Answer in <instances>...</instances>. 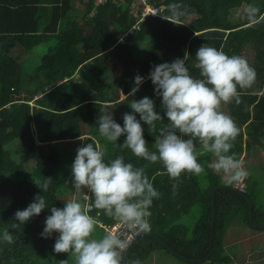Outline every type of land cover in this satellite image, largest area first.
Masks as SVG:
<instances>
[{
    "label": "trees",
    "instance_id": "1",
    "mask_svg": "<svg viewBox=\"0 0 264 264\" xmlns=\"http://www.w3.org/2000/svg\"><path fill=\"white\" fill-rule=\"evenodd\" d=\"M150 1L162 7L160 15L148 17L126 35L137 21L131 8L133 0H87L85 9L75 8L73 0H12L11 5L0 1V234L7 228L15 239L11 245L0 241V264H63L64 260L74 264L69 254L53 251L58 233L44 239L41 232L46 217L51 215L50 207L63 208V202L70 199L64 195H74L71 185L63 184L71 180V173L64 163L65 151L60 149V142L82 135L100 144L106 161L123 156L134 167L146 166V175L160 193L150 208L151 231L133 242L126 264L135 260L146 264L158 249L189 263L208 257L211 264H228L224 247L227 233L264 232V208L250 166L241 189L207 167L213 159L211 154H200L198 161L204 171L199 176L183 175L174 195V182L160 163L151 164L130 150H122L118 145L123 143V136L116 144L99 136L96 121L106 111V101H117L131 113V99L147 96L161 112V100L147 79L152 65L171 63L187 55L190 73L198 78L195 54L205 43L229 56L246 58L256 71L253 88L264 90V20L260 19L264 16V0ZM170 4L187 9L182 25L162 18L170 14ZM251 6L259 9L255 25L247 18ZM239 7H245L243 19L233 17L234 9ZM46 39L56 45L38 53ZM145 39L151 42L140 56L138 45ZM249 46L252 57L245 53ZM77 71L79 78L75 79ZM137 74L146 78L139 92L120 100V91L130 92ZM104 79L114 84V99L107 100L103 93L85 89ZM36 94H41L37 99L40 107L29 104ZM241 99L239 106L234 102L222 106L239 128L231 149L238 160L264 147V95L243 94ZM120 114L115 120L123 126V111ZM166 122V118L158 121L157 130ZM142 126L149 150L155 151L157 132ZM15 141L19 142L18 154ZM61 166H65L63 170ZM46 179L51 183L43 193L34 180ZM37 194L45 196L49 208L18 229H11L15 212L25 209ZM79 198L86 203L82 193ZM89 212L98 219L96 230L103 233L106 231L100 222H114L94 207ZM184 216L191 219L183 220ZM103 233L93 235L98 238Z\"/></svg>",
    "mask_w": 264,
    "mask_h": 264
},
{
    "label": "clouds",
    "instance_id": "2",
    "mask_svg": "<svg viewBox=\"0 0 264 264\" xmlns=\"http://www.w3.org/2000/svg\"><path fill=\"white\" fill-rule=\"evenodd\" d=\"M168 10L170 14L162 18L176 25H182L181 18L188 15L187 9L179 4H170ZM258 13L257 7L248 8L251 25L259 22ZM260 19L264 20V16ZM195 59L198 78L190 73L187 55L171 63L152 65L147 79L151 80L155 96L161 100L163 115L156 110V102L145 96L128 103L132 112L123 114V126L116 122L112 111L100 113L96 121L99 136L106 142L116 144L123 136V143L118 145L122 150H130L132 155L151 164L160 163L174 182V195L183 175L199 176L204 171L198 161L203 153L213 158L207 165L209 169L238 187L236 183L248 173L231 153L239 128L222 106L233 102L239 106L243 94L264 95V90L253 88L256 71L243 56H229L205 43L198 48ZM145 79L137 74L127 97H135ZM165 118L167 122L157 130V122ZM142 124L147 125L151 133L157 132L155 151L147 146ZM79 139L91 140L82 136ZM91 141L77 149L71 165V180L65 182L71 185L74 195L63 202V208L50 207L51 215L45 219L41 237L50 239L58 233L53 251L69 254L74 264H121V254L129 247L126 233L108 231L95 238L96 220L88 214L89 205L81 202L80 194L90 193L91 207L129 231L147 233L151 231L150 208L154 199L160 198V193L146 175V166L134 167L126 163L123 156L106 161L100 144ZM34 182L45 193L51 180ZM45 208H49L45 196L37 194L25 209L15 212L11 229L25 225ZM0 241L14 244L12 231L4 229ZM63 264L68 261L64 260ZM132 264L141 262L135 260Z\"/></svg>",
    "mask_w": 264,
    "mask_h": 264
},
{
    "label": "crops",
    "instance_id": "3",
    "mask_svg": "<svg viewBox=\"0 0 264 264\" xmlns=\"http://www.w3.org/2000/svg\"><path fill=\"white\" fill-rule=\"evenodd\" d=\"M0 1H2L8 5L12 4V0L11 1L0 0ZM73 1H74L73 4H74L75 8L85 9V7H86L85 4L87 3V0H73ZM125 34H126V32H125ZM150 42L151 41H149V39H145L138 45V53L140 56L145 54ZM54 45H56V43L54 41H52L50 39H46L43 43V50L48 49L50 46L54 47ZM73 77L75 79L79 78V71H77ZM88 88H92L90 90H92L93 92H98V94L103 93L102 95H105V97H107L106 98L107 100L114 99V96L116 95L114 84L111 86L110 81L105 80V79L102 81H97V83H95V84L91 83L90 85H87L85 89H88ZM85 89H83V90H85ZM93 92H91V93H93ZM80 93H82V92H80ZM128 93H129V91L126 89L121 90L120 94H119L120 100L124 99ZM40 96H41V94H36L35 97L33 99H31V100L35 101L34 105H32V106L40 107V104H38V100H37ZM31 100L29 101V104H30ZM104 107H105L106 111L108 110V111L113 112L115 119H119V116L122 115V114H120L121 111H123V113H125V108L122 107L121 105H119L117 101L116 102L115 101H106V102H104ZM82 137H85V135H82ZM79 138H72V139L68 138V139L62 140L60 142V149L66 151L67 149L72 148V150L73 151L75 150V153L77 154V149L79 147L83 146L84 144H86L85 143L86 141H81ZM101 149H102V147H101ZM254 233H256V232H249L246 234L237 232V235H236V233H233V232L227 233V235L225 237V246L224 247H225V252H226L227 256L229 257L228 264H264V232H260V234L257 235V237H259V239L261 240V245L258 246V249L252 248V249L248 250V248L250 246H248V247L243 246L242 243H240L243 241V239H245V237H248L249 239H253L255 241L257 237L252 236V234H254ZM175 256H177V255H175ZM177 257H178L180 262H178V263L176 262L175 264H202L204 262L210 263L207 260V257L205 258L204 261L197 262V263H189V262H186V260H183L182 258H180L179 256H177ZM153 259H155V257ZM152 263H154L153 260H152Z\"/></svg>",
    "mask_w": 264,
    "mask_h": 264
},
{
    "label": "rangeland",
    "instance_id": "4",
    "mask_svg": "<svg viewBox=\"0 0 264 264\" xmlns=\"http://www.w3.org/2000/svg\"><path fill=\"white\" fill-rule=\"evenodd\" d=\"M244 9H245V7H239V8L234 9L233 17L234 18L240 17L243 19L244 18ZM42 51H43V47H40L38 50V53H40ZM245 53L249 57H252V53H253L252 47L249 46L246 49ZM34 103H35V101L31 100L30 105H34ZM18 143H19L18 141H15V143H14L16 154H18V150L16 149ZM75 157H76L75 150L73 151L72 148L67 149L63 154V159L65 160L64 163L67 164L66 168H69L70 173H71V165L74 162ZM243 157L244 158L240 160L242 162L243 167L247 171V169H248L247 167L250 166L252 179L258 182L257 183L258 187L256 188V190L259 193V201L264 208V147L258 148L257 151L255 153H253L252 155L249 153H246L243 155ZM16 160L20 164V160H19L18 155H16ZM64 167L65 166H61L62 170ZM70 179H71V177H70ZM65 182L66 181H63L64 185L66 184ZM239 184H243V180L238 182V185ZM64 197L71 198L72 195L68 194V195H64ZM89 214L91 215L90 212H89ZM188 219H191V217L188 218V217L184 216L183 220H188ZM95 220H98V219L95 218ZM101 233H103L102 230H96L94 232V234H96V235H99ZM258 234H260V232H256V233L252 234V236L257 237ZM240 243H242L243 246H247V247L250 246L248 248V250L252 249V248L258 249V246L261 245V240L259 239V237H257L255 241H251V240H249L248 237H245V239H243V241ZM154 257H155V259H153ZM152 260L154 261V263H152ZM176 262L177 263L180 262L177 256L168 252L165 249H158V250H156L155 253L154 252L152 253V255L148 258V261L146 264H151V263L152 264H156V263L157 264H175ZM202 264H210V263L204 262Z\"/></svg>",
    "mask_w": 264,
    "mask_h": 264
},
{
    "label": "built area",
    "instance_id": "5",
    "mask_svg": "<svg viewBox=\"0 0 264 264\" xmlns=\"http://www.w3.org/2000/svg\"><path fill=\"white\" fill-rule=\"evenodd\" d=\"M105 1L106 0H96L97 3H102ZM131 8L133 10L134 15L137 16V18H136L137 21L126 32V34L133 33L134 31H131V32H129V31L134 30L136 28H139L141 22L145 21L148 17L159 16L161 11H162V7H160L156 4H152V2L150 0H133ZM236 185L241 189H243V187L245 186L244 183L239 184V185H238V183H236ZM82 197H83V199H85V197H87V199H85V200H86V204L89 205L88 209L93 208V207H91V204H92L91 203V194L85 191V192H82ZM100 225L102 227H104L106 232L111 231V232L116 233V234H119L121 232L126 233V237L129 240V245L131 242H133L136 239L137 235L139 234L138 232L129 231L123 225L119 224L116 221H114L111 224H106V225L103 224L102 222H100ZM123 253L121 254V256L123 255Z\"/></svg>",
    "mask_w": 264,
    "mask_h": 264
},
{
    "label": "water",
    "instance_id": "6",
    "mask_svg": "<svg viewBox=\"0 0 264 264\" xmlns=\"http://www.w3.org/2000/svg\"><path fill=\"white\" fill-rule=\"evenodd\" d=\"M142 234H143V233H139V234L137 235L136 239H137L140 235H142ZM136 239H135V240H136ZM135 240H134V241H135ZM134 241H133V242H134ZM133 242L130 243L129 247L124 251V253H123V255H122L123 264H126V258H127L128 250H129V248L131 247V245L133 244ZM207 259H208V257H207Z\"/></svg>",
    "mask_w": 264,
    "mask_h": 264
}]
</instances>
